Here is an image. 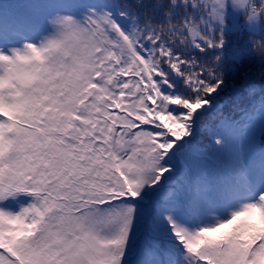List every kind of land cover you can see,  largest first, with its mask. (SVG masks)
<instances>
[{
  "label": "snow or ice",
  "instance_id": "obj_1",
  "mask_svg": "<svg viewBox=\"0 0 264 264\" xmlns=\"http://www.w3.org/2000/svg\"><path fill=\"white\" fill-rule=\"evenodd\" d=\"M0 264H264V0H0Z\"/></svg>",
  "mask_w": 264,
  "mask_h": 264
},
{
  "label": "trees",
  "instance_id": "obj_2",
  "mask_svg": "<svg viewBox=\"0 0 264 264\" xmlns=\"http://www.w3.org/2000/svg\"><path fill=\"white\" fill-rule=\"evenodd\" d=\"M255 81H256L257 84L260 83V78H259V75L258 74L255 76ZM231 95L232 94L230 93V94L226 95L225 98H224L225 100L228 101L229 104L231 103V99H230ZM227 111H229V108L228 107L225 108V112H227ZM213 116H214V113H210L208 115V117H206V122L211 123Z\"/></svg>",
  "mask_w": 264,
  "mask_h": 264
}]
</instances>
